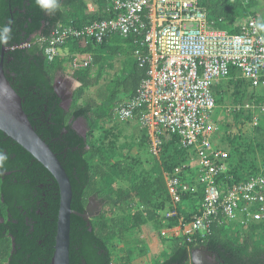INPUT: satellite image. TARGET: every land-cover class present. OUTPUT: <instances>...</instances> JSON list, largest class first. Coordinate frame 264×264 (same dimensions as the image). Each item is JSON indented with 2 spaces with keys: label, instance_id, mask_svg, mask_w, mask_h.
<instances>
[{
  "label": "trees",
  "instance_id": "1",
  "mask_svg": "<svg viewBox=\"0 0 264 264\" xmlns=\"http://www.w3.org/2000/svg\"><path fill=\"white\" fill-rule=\"evenodd\" d=\"M92 1L98 7L96 12L87 11L88 0H61L62 9L50 14L42 11L35 0H0V25L11 23L13 28V38L5 45L6 75L23 98V107L36 131L65 167L73 186L72 207L84 212L90 197L104 203L102 214L92 218L90 224L83 216L72 215L71 264H114L115 252L126 232L157 217L159 211L171 209L165 172L171 174L176 167L190 162L191 150L173 134L163 142L159 157L152 151L144 153L142 148L150 146L147 129L143 136H129L115 123L116 104L129 100L147 76L148 66H140L137 59L126 78L117 81L116 87L125 89L123 96L114 90L102 102L90 99L71 104L68 109L62 107L54 83L57 73L66 70L74 54L93 52L94 61L89 67L73 70L72 76L81 85L74 91L72 103L98 84L102 75H92V67L106 54L116 55L125 45H130L133 53L137 48L132 38L110 33L101 43L71 39L62 46L65 55L49 59L48 43L36 40L41 34L48 35L59 22L81 27L110 18L116 11L111 0ZM259 3L260 0H200L213 26L233 33L240 30L235 26L238 20L257 18L255 7ZM260 30L264 33V29ZM25 42L30 45H23ZM3 46L0 45V61ZM213 89L217 106L228 109L229 104L234 105L228 117L235 122L252 123L256 115L258 118L251 133L241 128L231 132L228 121L219 126L218 131L226 130L217 145L228 151V169L220 173L218 184L226 189L264 173V94H259L253 82L236 67ZM78 118L86 121V137L73 127ZM135 147L139 149L133 154ZM0 149L9 156L0 169V264H50L56 243L59 184L38 159L1 129ZM193 167H186L181 176L186 179L192 174L191 182L196 184ZM204 196L202 184H198L197 192L183 193L182 202L189 203L188 207L181 203L179 215L168 218L164 225L178 224L179 216L190 222L200 213ZM234 225L235 231L228 223H215L205 242L198 234L192 240L186 235L178 236L172 254L159 264H192L191 248L197 243L208 246L217 264H264V219Z\"/></svg>",
  "mask_w": 264,
  "mask_h": 264
},
{
  "label": "built area",
  "instance_id": "2",
  "mask_svg": "<svg viewBox=\"0 0 264 264\" xmlns=\"http://www.w3.org/2000/svg\"><path fill=\"white\" fill-rule=\"evenodd\" d=\"M111 2L116 9L112 17L81 27L59 22L48 35L41 34L36 40L48 43L46 53L54 60L65 55L61 48L71 39L101 43L110 33L132 38L137 46L136 59L140 66H148L147 76L129 100L116 104L114 116L122 120L138 118L148 131L155 156H160L163 142L173 134L191 150L190 162L171 174L165 172L172 207L164 211L163 222L179 215L183 193L197 192L198 184L205 189L200 213L190 222L179 216L177 224L189 240L198 234L205 242L217 222L244 225L263 220V172L226 189L218 184V176L228 169V151L217 145L219 125L213 118L217 108L213 87L229 76L232 67L255 88L264 86V33L256 25L257 18L238 20L235 26L240 30L233 33L214 27L200 0ZM71 61L74 70L86 68L93 64L94 54L76 53ZM254 121L256 125L257 116ZM194 158L199 159L196 184L181 176Z\"/></svg>",
  "mask_w": 264,
  "mask_h": 264
},
{
  "label": "rangeland",
  "instance_id": "3",
  "mask_svg": "<svg viewBox=\"0 0 264 264\" xmlns=\"http://www.w3.org/2000/svg\"><path fill=\"white\" fill-rule=\"evenodd\" d=\"M88 2L89 6L87 11L96 12L98 10L96 3H94L92 0H88ZM255 10L258 12L257 21H264V0H260V3L255 7ZM125 46L126 48L120 49V53L116 55L106 54L105 59L102 62H99L92 67L91 74L95 76L98 73H101V79L99 80L98 84L88 89L81 98H78L73 103L72 100V105L83 103L89 101L90 99H95L96 101L102 102L114 90L118 91L119 96L124 95L125 89L124 87H116L117 81H123L126 78L131 70L133 62L136 60V56L132 51V47L130 45ZM62 48L61 51H66L64 49L62 50ZM73 70L74 68L72 67V61L70 60V62L67 64L66 70L59 71L56 75L57 83L66 89V94H70L72 91L74 92L80 86L78 80L72 76ZM68 81H70L69 88L67 85ZM256 89L259 94H264V86H259ZM66 103H68V101H66ZM228 107L229 108L227 109L226 107L217 106L215 109L213 118L218 123V125L222 126L224 123L226 124V121H228V123H230L231 132L236 133L241 128L245 132L251 133L255 125V121L252 123L244 122L243 120L235 122L232 119V116L228 117V113L231 111L234 105L229 104ZM81 120L78 125L83 128L85 121ZM115 123H117L123 129L124 133L129 136L131 134L143 136L142 133L144 128L135 119L122 120L117 118ZM225 131L223 128H221L220 131L215 133V138L219 140L220 136L225 134ZM124 139L125 137L123 136L122 140ZM219 145L223 146V142H221V140ZM138 149V147H135L132 153L134 154L136 150L138 151ZM142 151L144 153L149 151L150 153L151 146H144ZM191 163L194 165V173L196 174L195 179L196 182H198L199 173L197 169L199 167V159L194 158ZM192 177V174L187 175V178L190 181H192ZM164 215L165 214L163 210L162 212L159 211L157 217L148 218L144 224L126 232L124 241L121 242L125 243L123 244L125 249H123V251H116L117 255H119L116 259L117 264H159L172 254L175 247V241H173L168 236H165L163 233V229L165 228V225L163 224ZM236 227L237 226L234 224L230 225V228L234 231L236 230ZM150 239L154 240V242L151 243ZM121 253H124L129 257H122Z\"/></svg>",
  "mask_w": 264,
  "mask_h": 264
},
{
  "label": "water",
  "instance_id": "4",
  "mask_svg": "<svg viewBox=\"0 0 264 264\" xmlns=\"http://www.w3.org/2000/svg\"><path fill=\"white\" fill-rule=\"evenodd\" d=\"M5 50L4 45L0 61V129L38 159L57 180L60 189V207L57 220L56 243L50 264H71L70 243L72 215L83 216L90 224L92 218L102 214L104 204L98 203L97 199L91 197L84 212H80L72 207L73 186L71 179L59 159L58 154L53 151L49 143L36 131L29 118V114L26 113L23 107V98L6 75L4 69ZM78 82L81 85V82ZM67 85L69 88L70 81L67 82ZM54 87L58 95L62 98V107L68 109L73 100L74 92L72 91L70 94H66V89L57 83V77ZM81 119L85 121L83 118H78L74 121L73 127L86 137L88 131L86 121L83 128L78 125ZM90 230H92V226H90ZM13 246H15L14 242ZM191 262L192 264L218 263L208 246L199 243L191 248Z\"/></svg>",
  "mask_w": 264,
  "mask_h": 264
},
{
  "label": "clouds",
  "instance_id": "5",
  "mask_svg": "<svg viewBox=\"0 0 264 264\" xmlns=\"http://www.w3.org/2000/svg\"><path fill=\"white\" fill-rule=\"evenodd\" d=\"M38 7L47 13L54 14L62 9L61 0H35ZM256 25L260 29H264V21H257ZM13 38V28L11 23L0 25V45H7ZM9 156L0 149V169L4 168Z\"/></svg>",
  "mask_w": 264,
  "mask_h": 264
},
{
  "label": "crops",
  "instance_id": "6",
  "mask_svg": "<svg viewBox=\"0 0 264 264\" xmlns=\"http://www.w3.org/2000/svg\"><path fill=\"white\" fill-rule=\"evenodd\" d=\"M61 53H64V52L61 51ZM64 54H66V53H64ZM188 205H189V203H187L186 201L182 202V207L187 208ZM167 221H168V219H167ZM167 221H166V223L164 222L163 224H167ZM163 233H164L165 236H168V237L171 238L173 241H175V245L177 244V239H178L177 237L180 236V235H182L181 231L179 230V226H178L177 224H176V225H173V226L165 225V228L163 229ZM150 242L153 243L154 240H151V239H150ZM123 244H125V243H124V242L121 243V244L117 247V250H119V251H120V250L123 251V249H125ZM117 250H116V251H117ZM118 256H119V255H117V253L115 252V260H114V262H113L114 264H117L116 259H117ZM121 256H122V257H125V258H128V257H129V256L125 255L124 253H121ZM142 262H143V261H142ZM161 262H162V261H161Z\"/></svg>",
  "mask_w": 264,
  "mask_h": 264
},
{
  "label": "flooded vegetation",
  "instance_id": "7",
  "mask_svg": "<svg viewBox=\"0 0 264 264\" xmlns=\"http://www.w3.org/2000/svg\"><path fill=\"white\" fill-rule=\"evenodd\" d=\"M91 198V197H90ZM90 198H89V200H90ZM95 198V197H94ZM96 199V198H95ZM97 201H98V203L100 202V203H102V204H104L103 203V201L101 200V199H97Z\"/></svg>",
  "mask_w": 264,
  "mask_h": 264
}]
</instances>
